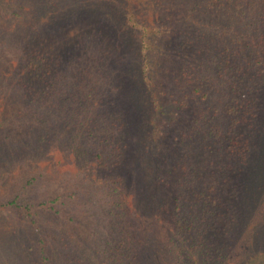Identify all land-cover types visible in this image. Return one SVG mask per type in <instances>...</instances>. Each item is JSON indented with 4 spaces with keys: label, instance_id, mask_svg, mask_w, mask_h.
I'll return each instance as SVG.
<instances>
[{
    "label": "trees",
    "instance_id": "16d2710c",
    "mask_svg": "<svg viewBox=\"0 0 264 264\" xmlns=\"http://www.w3.org/2000/svg\"><path fill=\"white\" fill-rule=\"evenodd\" d=\"M67 5L65 15L70 7L87 5L82 14L89 23L70 52H60L45 37L39 42L41 23L20 28L22 35L13 37L22 63L15 95L71 133L74 178L85 195L74 207L86 215L89 229L74 235L71 228L59 232L47 224L53 236L36 228L31 240L15 231L0 242L1 264L153 263L148 230L135 224L131 212L138 207L147 214L150 191L142 180L141 193L134 196L123 164L129 149V117L119 97L124 83L141 129L146 121L138 151L168 173L155 176L172 196L171 203L158 201L159 213L169 221L162 264H252L264 258V0ZM119 66L130 76L122 78ZM179 120L185 124L177 142L165 151L168 130ZM43 196L32 200L19 191L0 208L20 210L27 218L37 206L59 211L58 195L45 190ZM3 245L12 246L13 254L4 253Z\"/></svg>",
    "mask_w": 264,
    "mask_h": 264
},
{
    "label": "rangeland",
    "instance_id": "374dc122",
    "mask_svg": "<svg viewBox=\"0 0 264 264\" xmlns=\"http://www.w3.org/2000/svg\"><path fill=\"white\" fill-rule=\"evenodd\" d=\"M70 1L0 0V206L1 203L15 197L19 191H22L27 198L32 200L44 199L43 192L45 190L50 194L53 192V195H58L59 198L57 202L59 211L46 208L45 205L37 206L30 210L28 218L20 210L1 207L0 242L6 240L7 237L10 238L11 233L15 231L29 240L34 239L36 228L43 235L51 237L53 233H49L47 224L57 226L56 229L59 232L71 228L74 235H78L79 230L84 233L89 229V220L86 215L74 207L76 202L84 200L85 195L81 188L79 190V184L77 185L74 178L72 154L68 147L71 133L59 122L58 125H55L50 123V120H45L44 116L42 117L43 112L39 111L37 106L30 108L27 99L15 95V92L20 89L18 87L21 86L15 81L21 80L22 76L17 73V70L22 63L19 56L13 51V44L17 45L15 43L17 40L13 37L16 34L17 36L22 35L20 28L27 30L34 23L39 25L41 23L45 29L41 31L37 40L43 42L46 40L45 38H48L59 45L60 52H64V50L70 52L77 34H80L89 25L87 13L82 14L87 10V5L78 9L68 8L70 15L62 13V10L65 11L62 6H69L67 3ZM75 15L77 17L80 15L81 21H77ZM113 45L118 46V41L114 42ZM120 55L119 50L117 58H121ZM119 68V71L124 73L122 78L130 76L131 73L128 68L120 66ZM124 86L126 88L123 89L119 97L124 99L122 107L129 117L127 121L129 149L125 153L123 164L130 175L129 178L135 192L134 196L141 193V181L144 180L147 185L143 187L146 188L147 186L150 191L149 196L153 200H150L147 214H143L146 209L142 210L141 208L140 211L138 207L135 208L137 212L133 210L131 212L134 215L135 224L139 225L143 232V228H146L148 230L146 236L153 242L150 245H153L151 247L153 251L148 253L151 255L152 264H162L164 255L166 257L165 248L162 246L165 233L168 230L166 223L169 221H164L163 216L159 213L158 201L159 198L163 197L171 203L172 196L170 194L171 189L160 184L155 176L156 173L162 174V176L168 175V173L158 171L151 156L140 154L138 151L137 142L140 139L141 131L142 135L144 134L146 121H144L141 129V120L137 121L135 118L136 108L135 104L132 103L133 98L129 92L128 83H124ZM262 90L264 94V88ZM116 101L118 100L116 99ZM41 108L43 109V107ZM53 116L56 120L55 114ZM189 116L190 114L186 110V118ZM184 124L185 121L179 120L168 130L167 141L170 143L165 146V151L173 150L171 143L177 142L176 133ZM175 175H169V180H172ZM45 204L50 206L52 203L47 201ZM133 206L131 205V208ZM70 212L74 216V222L70 218L72 216ZM32 221L36 224H33ZM77 224H79V229ZM145 224H149V226L146 227ZM93 227H96V224ZM3 247H5L3 248L4 253L9 254L11 251L13 254L12 250H9L13 249L12 246L3 245ZM231 249L234 252L238 250V253L245 252L241 248ZM257 251L250 258L263 249ZM252 264H264V258L258 256L255 261H252Z\"/></svg>",
    "mask_w": 264,
    "mask_h": 264
}]
</instances>
